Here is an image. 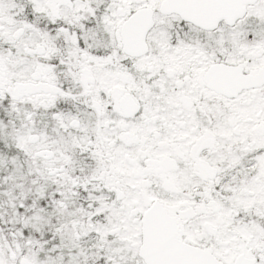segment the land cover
Segmentation results:
<instances>
[{
  "label": "snow or ice",
  "instance_id": "obj_1",
  "mask_svg": "<svg viewBox=\"0 0 264 264\" xmlns=\"http://www.w3.org/2000/svg\"><path fill=\"white\" fill-rule=\"evenodd\" d=\"M0 264H264V0H0Z\"/></svg>",
  "mask_w": 264,
  "mask_h": 264
}]
</instances>
